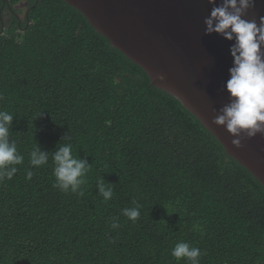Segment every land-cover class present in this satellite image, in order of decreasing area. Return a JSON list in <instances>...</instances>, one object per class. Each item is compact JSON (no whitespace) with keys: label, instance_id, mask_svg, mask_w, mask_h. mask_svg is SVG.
I'll return each instance as SVG.
<instances>
[{"label":"trees","instance_id":"obj_1","mask_svg":"<svg viewBox=\"0 0 264 264\" xmlns=\"http://www.w3.org/2000/svg\"><path fill=\"white\" fill-rule=\"evenodd\" d=\"M31 6L24 29L0 33V111L24 156L0 182V264H185L171 255L181 241L201 249L200 264H264V185L80 10ZM66 135L91 165L82 197L53 187L51 154L29 163ZM133 201L135 223L122 214Z\"/></svg>","mask_w":264,"mask_h":264},{"label":"water","instance_id":"obj_2","mask_svg":"<svg viewBox=\"0 0 264 264\" xmlns=\"http://www.w3.org/2000/svg\"><path fill=\"white\" fill-rule=\"evenodd\" d=\"M80 10L111 45L149 76L151 85L175 97L222 144L227 154L264 185V134L244 139L242 147L213 119L230 101L226 82L233 66L228 41L205 34L209 0H64ZM222 0H217V5ZM264 0H255L245 19L258 24ZM163 74L165 80L154 79Z\"/></svg>","mask_w":264,"mask_h":264},{"label":"clouds","instance_id":"obj_3","mask_svg":"<svg viewBox=\"0 0 264 264\" xmlns=\"http://www.w3.org/2000/svg\"><path fill=\"white\" fill-rule=\"evenodd\" d=\"M213 5L210 15L204 19L205 34H219L228 41H232L230 48L233 66L229 69L230 78L226 82V89L230 101L225 104L213 119L217 126H223L234 137L232 144L240 148L244 139L264 134V17L258 24L255 20H248L249 9L255 7V0H209ZM154 79L165 80L163 74ZM14 116L7 111H0V182L11 180L18 172L16 165H21L24 156L18 152L17 142L10 139V129ZM63 141H69L62 143ZM71 136L66 135L58 144L55 152L41 150L38 144L29 153V163L33 167L46 165L51 154L54 162V188L63 193H73L84 196L82 186L86 183L87 173L91 165L87 159L73 155ZM34 173L26 171V179L31 180ZM98 194L104 201L114 196L113 187L106 185L104 178L97 182ZM134 207L124 208L122 214L137 222L141 215V205L133 201ZM111 227H120L119 218H115ZM177 261L185 264H200L202 251L188 242H178L171 252Z\"/></svg>","mask_w":264,"mask_h":264},{"label":"flooded vegetation","instance_id":"obj_4","mask_svg":"<svg viewBox=\"0 0 264 264\" xmlns=\"http://www.w3.org/2000/svg\"><path fill=\"white\" fill-rule=\"evenodd\" d=\"M4 4L0 5V33L6 34L9 27H11L12 24L10 22H17L19 29H24L23 24L24 22L29 21V16L31 12V0H19L14 5H11L10 0H5ZM26 7L25 14L22 17H20V8ZM6 18V21H5Z\"/></svg>","mask_w":264,"mask_h":264},{"label":"rangeland","instance_id":"obj_5","mask_svg":"<svg viewBox=\"0 0 264 264\" xmlns=\"http://www.w3.org/2000/svg\"><path fill=\"white\" fill-rule=\"evenodd\" d=\"M20 9H22V10H20V17L23 18L24 14H25V11H26V7H22ZM5 21H6V18H5Z\"/></svg>","mask_w":264,"mask_h":264}]
</instances>
